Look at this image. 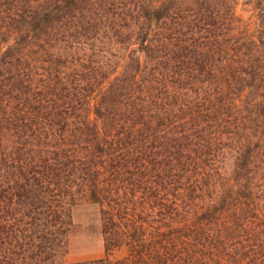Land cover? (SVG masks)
Wrapping results in <instances>:
<instances>
[{
    "label": "trees",
    "instance_id": "trees-1",
    "mask_svg": "<svg viewBox=\"0 0 264 264\" xmlns=\"http://www.w3.org/2000/svg\"><path fill=\"white\" fill-rule=\"evenodd\" d=\"M242 2L0 0V264H264V0ZM82 202L104 254L67 260Z\"/></svg>",
    "mask_w": 264,
    "mask_h": 264
},
{
    "label": "rangeland",
    "instance_id": "rangeland-1",
    "mask_svg": "<svg viewBox=\"0 0 264 264\" xmlns=\"http://www.w3.org/2000/svg\"><path fill=\"white\" fill-rule=\"evenodd\" d=\"M236 13L247 17L250 10L242 0L236 7ZM73 230L69 239L67 260H79L99 257L104 254L103 236L100 231V216L96 204L82 202L74 205L72 209ZM123 252L118 249L115 255Z\"/></svg>",
    "mask_w": 264,
    "mask_h": 264
}]
</instances>
